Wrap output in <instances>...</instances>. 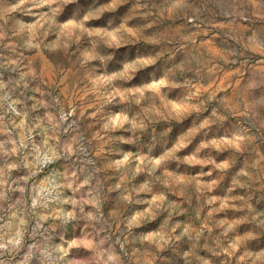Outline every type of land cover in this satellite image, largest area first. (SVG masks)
<instances>
[{
    "label": "rangeland",
    "instance_id": "1",
    "mask_svg": "<svg viewBox=\"0 0 264 264\" xmlns=\"http://www.w3.org/2000/svg\"><path fill=\"white\" fill-rule=\"evenodd\" d=\"M0 264H264V0H0Z\"/></svg>",
    "mask_w": 264,
    "mask_h": 264
}]
</instances>
